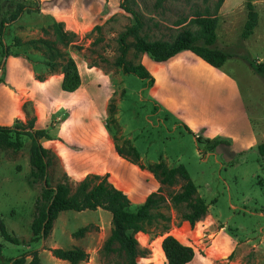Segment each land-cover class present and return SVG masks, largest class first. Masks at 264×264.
<instances>
[{
    "label": "rangeland",
    "instance_id": "rangeland-1",
    "mask_svg": "<svg viewBox=\"0 0 264 264\" xmlns=\"http://www.w3.org/2000/svg\"><path fill=\"white\" fill-rule=\"evenodd\" d=\"M54 1L46 0L50 4ZM105 1L109 2L108 9L112 14L119 12L122 0ZM21 2L24 1L16 0L11 6L8 0H3L0 3V17ZM248 2L255 4L259 13L256 41L252 36L247 40L242 37ZM135 3L136 6L130 5L145 17L143 36L150 43H174L184 32H195L197 27L191 23L192 16L207 8L218 17L221 20L218 47L231 56L225 66L233 74L237 87H240L247 115L240 111L237 95L231 87L216 82L213 75L201 72L195 65L190 69H176L177 60L157 64L148 55L130 50L126 56L129 64L141 65L151 74L147 64L151 59L155 65L165 67L163 75L166 82L165 85L159 82L157 87L152 74L154 84L134 75H123L121 69L115 66L120 55L119 35L133 24V19L130 17V24L129 20L115 19L114 28L106 31L108 36L101 28L95 30L94 42L88 48V65L102 69L91 73L94 86L87 90L88 99L85 102L88 107L82 105L74 116L77 124L86 123L88 129L58 146L62 158L68 161L67 154H70L79 168L72 169L68 174L54 151L56 145L52 141H42L52 158L48 185L53 187L68 180L75 189L90 175L87 173L98 175L93 171L110 169V174L98 176H108V181L127 194L132 204L141 205L160 188L167 198L179 190V187H162L157 165L165 164L169 168L184 165L198 189L196 196L210 206L211 214L220 217L221 221L216 227L227 224L230 235L246 243L228 260L213 264H264V160L257 150L264 143V3L243 0L238 10L229 16L221 14L230 7L227 0H209L207 4L203 0H163L161 7L156 6V0H135ZM26 5L31 7L32 12L16 26H23L26 33L23 39H36L37 36L28 29L39 28L48 41L57 44L53 35L57 33V28L52 20L37 17L35 13L38 1H28ZM222 6L224 10L220 12ZM10 38L8 34L6 40L10 41ZM34 41L37 43L38 40ZM129 42L133 40L129 39ZM41 44L33 47L39 48L49 58L51 66H66V61L71 59L66 53L57 50L54 54L50 47L46 50ZM76 48L80 51L84 49L82 46ZM86 56L82 57L87 60ZM2 61L0 58V67ZM171 65L173 70L168 68ZM82 74L83 83L87 84L84 70ZM157 88L159 91L165 89L176 99L186 98L191 109L200 110L202 117L212 118L217 127L224 129L222 134L208 139L206 132L190 133L177 115L163 108L156 100ZM64 119V114L59 113L48 121L45 130L52 139H56L58 127ZM28 121H15L11 126H5L12 128L10 132L0 133V222L4 223L12 236L27 242L32 239L31 226L36 214V202L44 187V183L37 186L29 184L31 141L24 135L15 134ZM66 127L67 124H64V132L68 131ZM107 133L115 149L119 148L125 158L118 155L113 160L106 152L100 137ZM208 140H226L228 144L211 149L212 144ZM163 213L170 219L168 224L155 225L148 229V234L140 233L136 237L140 247L150 253L140 259L139 264H167L161 249L164 237L160 236L165 225L169 229L166 236L192 244L197 254L194 264H210L213 249L209 251V248L213 239L204 236L212 227L206 219L208 214L192 225L184 219L185 215L192 213L186 205L177 207L169 203ZM54 228L55 232L53 230L41 247L36 246L40 247V254L42 252L41 264H65L60 260L55 261L49 249H71L73 246L81 247L89 254L87 263H90L91 257L92 264L122 261L117 253L105 251L111 234L112 216L103 210L64 212ZM82 229L86 232L73 236ZM0 248L2 256L7 259L19 257L28 250L24 245L15 246L4 241L1 235Z\"/></svg>",
    "mask_w": 264,
    "mask_h": 264
},
{
    "label": "trees",
    "instance_id": "trees-1",
    "mask_svg": "<svg viewBox=\"0 0 264 264\" xmlns=\"http://www.w3.org/2000/svg\"><path fill=\"white\" fill-rule=\"evenodd\" d=\"M8 1L11 6L16 3V0ZM23 1L17 3L14 9L7 11L5 15L0 17L2 59L9 55L5 40L10 34L11 28L20 22L22 16L32 12L31 7L26 5L28 1ZM203 1L205 4L209 2V0ZM131 3L136 6L135 0H123L120 7L122 11L133 19V24L126 27L119 35L120 55L115 61V66L121 69L123 75H134L141 80H149L151 84H154L152 75L143 66H133L127 62L126 56L130 50H134L138 54L148 55L158 64L166 63L183 52L193 53L196 57L216 69H222L228 60L231 59V56L226 51L218 47L217 31L220 20L208 8L192 16L191 23L197 27L195 32H184L174 43L166 41L150 43L143 36L146 27L145 17L133 8L130 5ZM162 4L163 0H156L157 7H161ZM246 9L247 21L242 34L245 40L253 36L259 26V13L255 5L248 2ZM37 12H39L38 7L35 13ZM52 23L57 28V33L54 32L56 38L54 42H58L57 44L40 39L37 43L31 41L28 46H36V44L42 43L46 50L50 47L54 54H56L57 50L61 51L59 45H67L72 38L64 34L60 25L55 22ZM96 30H99V27ZM129 39H132L133 42H129ZM15 42L17 47H22L19 39H16ZM36 50L40 49L36 48ZM63 72L62 91L69 94L78 91L81 87V77L78 66L73 59L66 61V66H63ZM0 82H2V79ZM28 120L26 125L20 127L21 131H17L15 134L18 136L24 135L31 141L29 184L37 186L40 183H44V187L36 202V214L31 226L32 239L30 241H22L12 236L7 231L4 223L0 222V235L4 241L15 246L24 245L28 248L21 256L9 259L2 256L0 248V264H41L40 247L42 243L51 235L54 224L60 214L68 211L82 213L103 210L111 214L112 229L105 244V251L117 253L120 256L122 261L115 264H139L140 259L150 255L148 250L140 247L136 237L140 233L148 234V229L155 225L169 223L170 219L163 213V209L167 204L170 203L177 207L186 205L192 213L185 215L184 219L192 225H195L196 222L208 214L210 206L202 198L196 196L198 189L184 165H179L176 168H169L165 164L157 165L156 169L160 173L159 182L162 187H179V190L171 193L167 198L162 194V188H160L157 193L151 194L146 202L141 205L132 204L127 194L108 181V176L101 177L90 174L75 189L70 186L68 180L53 187L49 186L48 176L49 169L52 167V158L50 151L43 146L42 141H53L54 139L51 138L47 130L35 129V119ZM186 129L192 133L187 126ZM11 130L12 128L0 126V133L10 132ZM208 142L212 144L211 149L228 144L226 140H208ZM257 150L264 160V143L260 144ZM116 152L120 157L125 158L123 152L117 147ZM168 231V225H165L160 231V236L164 237L161 249L167 264L191 263L196 256L194 249L181 243L173 236H166ZM84 232L86 230L82 229L73 236L77 237ZM37 245L40 247H36ZM49 252L54 258L68 264H81L89 259V254L83 248L76 246L71 249H49ZM28 258H30V261H28Z\"/></svg>",
    "mask_w": 264,
    "mask_h": 264
},
{
    "label": "crops",
    "instance_id": "crops-1",
    "mask_svg": "<svg viewBox=\"0 0 264 264\" xmlns=\"http://www.w3.org/2000/svg\"><path fill=\"white\" fill-rule=\"evenodd\" d=\"M2 1L3 0H0V3ZM27 1L31 2L35 0ZM37 1L39 3V12L36 13L37 17L52 20V22H55L62 27V30L67 37L72 38L67 45H59V49L76 62L81 77V87L78 91L72 94L63 92L62 82L64 79V65L58 64L54 67L51 66L49 64L51 61L41 53V50H36L33 46H28V43L33 40H47L44 36L45 34L39 28L28 29L32 31V35H36L37 38L33 40L23 39V35L26 34L23 30L24 28H22L23 26L17 27V30V25H15L10 30V41L5 40V46L9 49V55L2 59L3 61L0 72V80L2 79V82H0V126H11L15 121L26 122L28 119H35V129L43 130L48 126V121L51 118L57 116L59 113L64 114L65 119L61 121V124L58 127L59 133L52 143L56 145L54 151L65 165V171L68 174H71L70 171L79 168V166H77L75 159H72L70 154H67L68 161H65V159L62 158V155L58 152V146L69 142V140H73L76 138V134L87 131L88 126L86 123L80 125L77 124L74 120V116L78 110H81L82 105L88 107L85 102V99H88L87 90L89 87L94 86L91 79V73L96 70H102L101 68L90 67L88 65V48H90L94 42V36L96 34L95 30L97 27L104 30L105 35L108 36L106 31L114 25L113 22L115 19L126 20L125 22H128L129 20L130 24V16L122 11L121 8L117 14H112L108 9L109 2L105 0H55L51 4L47 3L46 0ZM252 1H255L256 4L264 3V0ZM227 3L230 4V7L226 8L224 13V6H222L220 12H223L221 14L229 16L238 10V7L243 4V0H227ZM24 16H27V14ZM24 16H22L21 20ZM126 24L127 23H125V25ZM220 24L221 22L219 25ZM53 35L56 40L54 33ZM217 36V44L220 46L219 28ZM256 36L257 30L252 36L254 41H256ZM16 39L21 41L22 47L19 48L16 46ZM77 46H82L84 49L80 51L76 48ZM1 52L0 48V58H2ZM82 56H86L87 60ZM176 60L178 61L175 64L176 69H190L195 65L201 72L207 73L210 76L213 75V79H215L216 82L221 83L225 87H231L234 94L237 95L240 104V111L244 115H247L240 87H237L238 84H236L233 74L227 70L226 66L222 69L213 68L191 52H183L171 61L173 62ZM152 61L149 59L147 64L151 74L156 78L157 87L159 82H164L165 85L166 78L165 75H163V68L165 67H162V65H155ZM171 67L172 65L168 68L173 70ZM83 70L87 78V84L83 83ZM171 75L172 74L169 76ZM156 91L155 98L161 106L177 115L181 122L192 130V132H206V138L208 139L215 138V136L222 134L221 132H223L224 129L217 127L212 118L202 117L200 110L191 109L189 101L186 100V98L181 97L180 99H176L165 89L159 91L157 88ZM91 102L94 104L93 100H91ZM64 124H67V132L63 131ZM100 139L105 145L106 152L109 153L113 160H116L118 154L113 142L108 136V133L107 135H102ZM93 172L103 176L110 174V169L103 170L102 168L94 170ZM88 174L91 173H87V175ZM206 219L209 224H212V227L208 229V234H204V236L213 239L212 245L209 248V251L213 249L211 256L209 257L210 264L228 260V257L241 251L246 245V243H242L240 240L230 235L229 226L227 224L220 228L216 227L221 220L220 217L211 214L210 208ZM53 230L55 232L54 227ZM180 242L187 246L188 244L190 247L192 246L190 242H188V244L182 241ZM214 247H217L218 249H214ZM41 255L42 252L40 258ZM55 259L56 258H54V260ZM57 260L58 259L55 261ZM61 262L68 264L64 261ZM92 262L93 257L90 258V263L84 262L82 264H92ZM196 262L197 254L194 260L189 264H194Z\"/></svg>",
    "mask_w": 264,
    "mask_h": 264
}]
</instances>
